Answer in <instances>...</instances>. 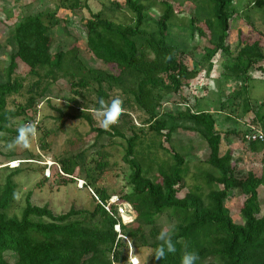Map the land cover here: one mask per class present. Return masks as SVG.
I'll return each instance as SVG.
<instances>
[{"label":"trees","instance_id":"obj_1","mask_svg":"<svg viewBox=\"0 0 264 264\" xmlns=\"http://www.w3.org/2000/svg\"><path fill=\"white\" fill-rule=\"evenodd\" d=\"M202 2L207 7L189 16L190 32L191 36L198 32L202 37H209L212 46L201 50L203 61L197 63L198 47L188 49L171 37L173 20L183 10L167 0H124L123 5L133 15L130 24L113 20L105 9L82 19L86 52L103 66H94L75 43L67 49H54L52 29L63 21L55 12L41 11L13 23L15 48L9 54L4 77L0 75V140L5 139L4 134H17L10 128L12 120L24 117L27 123L34 121L31 114L38 99L45 97L50 86L60 78L67 79L72 87L69 111H60V119L85 120L97 139L104 135L125 138L113 125L111 130L99 127L90 112L99 107L100 98L107 100L112 92L126 95L147 119L138 132L132 123L134 133L126 140L124 161L131 171L126 189L110 192L101 186L93 191L105 204L115 196L119 203L130 204L133 209L131 222L123 223L120 217L112 216L96 198L93 209L73 207L56 214L48 206L34 205L31 193L27 195L21 216L11 217L8 212L17 187L13 178L21 171L17 168L0 187V264H124L128 259L127 239L136 248H151L154 254L160 243L156 237L164 227L160 223L163 217L174 233L172 239L177 251L159 261L151 256L154 264H180L185 245L187 250L198 253L197 264H264V211L259 199L264 175L260 177L249 171L242 177L234 163L233 149L222 153L223 140L232 135L240 137L245 147L252 151H257L259 144L264 143L244 140L249 127L264 126V102L259 108H253L247 99L244 114L248 116L253 112L252 124L243 133L227 130L223 134L217 128L213 113L196 105L191 107L188 98L182 96L200 76L202 67L206 66L210 73L217 55L232 59L227 69L229 76L236 80L252 79V71L264 72V43L261 37L251 39L240 33L237 50L233 52L228 38L231 22L238 15L239 0ZM78 3L74 0L71 6L76 8ZM111 4L110 10L123 6L118 1ZM157 4L162 9L159 17L149 12ZM252 5L264 11V0H254ZM201 23L208 28V34ZM168 55L171 59L166 61ZM20 64L28 67V75L35 80L27 90L26 101L16 109H9L8 97L19 94L24 87L23 80L16 77ZM85 91L94 93L96 101L83 104ZM175 94L181 95L175 103L183 108L177 112L161 111L167 97ZM227 110L231 114L235 111L232 106L228 109L222 105L221 111ZM120 117L130 118L127 112ZM180 128L198 133L208 145L210 152L206 162L217 175L206 174L210 189L207 202L199 187L180 196L187 187L185 158L171 146L174 133ZM149 133L161 140L160 149L173 160L159 165L158 176H150L156 162L138 155V147ZM87 149L59 158V172L53 173L56 179L53 183H74L77 170L81 169L78 158H83L85 164ZM97 155L99 157L87 170L88 175L104 172L108 167L104 160L108 154L100 150ZM45 179L49 181V177ZM237 190L244 197L241 222L233 219L226 206ZM111 208L117 212L115 204ZM117 224H120L121 233L115 230Z\"/></svg>","mask_w":264,"mask_h":264},{"label":"rangeland","instance_id":"obj_2","mask_svg":"<svg viewBox=\"0 0 264 264\" xmlns=\"http://www.w3.org/2000/svg\"><path fill=\"white\" fill-rule=\"evenodd\" d=\"M78 7L71 6L74 0H0V75L4 77V70L9 62V54L14 50L15 45L12 40L14 22L20 21L25 16L38 12H55L58 19H62V24L52 29L54 37V49L63 47L65 49L77 45L81 52H85L87 60L93 61L94 66H103L102 63L91 59L86 52L85 31L82 26V19H87L93 13L105 9L106 14L113 20L123 23H132V13L128 11L124 0H78ZM112 1H118L122 8H113ZM160 1V0H157ZM175 8L182 9L183 13L176 15L171 27V37L178 43L188 49L197 46L198 50L195 56V62H202L200 53L204 47H211L209 37H202L195 32L191 36L189 16L196 14L199 8L207 7L202 0H167ZM254 0H239L237 4L238 15L231 22L230 36L228 43L231 50L236 52L238 45V36L243 33L247 38L255 39L261 37L264 43V11L252 5ZM158 3V2H157ZM150 14L159 17L162 14L161 7L157 4L149 10ZM205 13H202L204 17ZM10 17V20L6 18ZM13 24V25H12ZM200 26L209 33L204 23ZM261 33V34H260ZM80 55H82L80 53ZM214 68L207 73V67H202L200 76L194 80L188 88L182 92V96L187 97L191 107L210 111L217 119V128L223 134L226 131L236 130L243 133L252 121V113L248 116L244 114V102L248 99L251 107L259 108L264 102V72L252 71V79H239L229 76L227 67L232 65V59L228 56L217 55L214 59ZM189 64L192 66L191 61ZM16 77L21 78L24 87L17 95L8 97V108L16 109L17 105L24 103L27 97V90L34 82V78L28 75V67L20 64L16 72ZM245 89V92H244ZM72 87L65 78H60L52 84L45 97L38 99L36 108L31 116H34V123L37 125L38 134L32 141L31 148L28 150L17 149L9 151L6 145L17 134H4V140H0V187L5 183L7 176L19 168L21 171L13 180L16 184V192L19 198H15L9 216L20 217L23 208L26 205V198L31 193V202L37 206H48L54 213L61 214L76 209H93L95 206V197L93 191L96 188L105 186L110 192L126 189L130 168L124 161L126 152V140L134 133L131 130L132 123L136 126L135 132L142 127L147 116L140 111L135 104L128 101L126 95L119 92H112V96L119 95L125 104L124 112L129 114L130 118L120 117L113 126L116 127L125 138L120 136L108 137L104 135L99 139L91 132L89 124L83 119L71 120L60 119V111H69V99L72 97ZM244 92V93H243ZM86 101L80 100L83 104L96 101V96L92 92H86ZM181 99V95L175 94L168 96L166 103L161 111L180 110L181 105L175 102ZM224 107L232 106L235 111L229 113L221 111ZM195 108V107H194ZM197 108V109H198ZM93 119L95 111H90ZM248 117V118H247ZM24 117L12 120L10 128L17 132L21 124H25ZM255 127L264 131L263 124ZM108 130H111L110 128ZM160 139L153 134H148L144 142L138 147V155L148 160H154V170L150 176H158L160 164L172 163L171 155L160 149ZM96 144V146H93ZM171 146L185 158V168L187 170V187L181 192L180 196H185L189 191L201 188L204 200L208 201L210 192L206 174L217 175V172L207 164L209 148L206 141L198 133L187 131L182 128L176 130ZM168 145V147H171ZM88 148L84 159L79 157L81 169L77 170V179L74 183L69 182L66 185L53 183L55 171L59 172L57 160L62 157L76 154L82 149ZM228 148L234 152V163L237 166L238 174L246 177L249 171L257 176L264 175V143L259 144L257 151H252L245 147L241 138L235 135L229 136L223 140L222 153ZM107 153L104 159L108 162V167L104 172L90 173L88 169L93 166L94 159L98 158V151ZM55 167V168H54ZM49 177V181L45 178ZM59 181V180H57ZM87 182V185H86ZM53 184V185H52ZM81 184L83 187H81ZM91 186V189L88 187ZM259 199L262 210L264 211V186L259 189ZM244 202V197L239 190L235 192V197L227 202V207L233 219L241 222L240 209ZM122 220V218H121ZM127 220V218H125ZM122 222H124L122 220ZM160 223L164 227H169L166 217L161 218ZM128 259L124 264H130V257L135 259L138 264H154L151 260L152 249L148 247H134L130 240Z\"/></svg>","mask_w":264,"mask_h":264},{"label":"clouds","instance_id":"obj_3","mask_svg":"<svg viewBox=\"0 0 264 264\" xmlns=\"http://www.w3.org/2000/svg\"><path fill=\"white\" fill-rule=\"evenodd\" d=\"M170 59V55L165 57L166 61ZM98 105L99 107L93 115L95 118H98L97 122L104 130H108L112 125L116 124L120 116L124 113L123 99L119 95L109 97L107 100L100 98L98 100ZM6 118L11 120V117ZM16 131L17 135L7 143L5 146L6 149L9 151L30 149L32 141L38 134L37 125L34 122H28L21 124ZM19 195V193H14V198L18 199ZM173 234V231L168 227H163L156 237L157 241L160 243L154 254H151L150 256H153L155 260L159 261L163 260L167 254H174L177 251V248L172 239ZM198 259V253L187 250V245H185V250L181 255L180 264H197ZM130 264H138V262L130 257Z\"/></svg>","mask_w":264,"mask_h":264},{"label":"built area","instance_id":"obj_4","mask_svg":"<svg viewBox=\"0 0 264 264\" xmlns=\"http://www.w3.org/2000/svg\"><path fill=\"white\" fill-rule=\"evenodd\" d=\"M244 140L247 142H264V131L256 128V127H249V130H247L244 134ZM81 187L83 185L81 184ZM94 195V193H93ZM96 200L102 204V206L114 217H120L124 221L123 223H129L133 220V209L132 206L128 203H119L118 197H112L108 203H103L100 201V199L94 195ZM115 204L117 206V212H113L111 205ZM127 218V220H125ZM115 230L118 233H121V227L120 224H117L115 226ZM120 236H122L120 234ZM127 239V238H125ZM128 240V239H127Z\"/></svg>","mask_w":264,"mask_h":264}]
</instances>
